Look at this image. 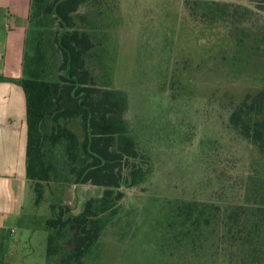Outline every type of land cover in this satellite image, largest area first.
<instances>
[{
	"label": "rangeland",
	"instance_id": "obj_1",
	"mask_svg": "<svg viewBox=\"0 0 264 264\" xmlns=\"http://www.w3.org/2000/svg\"><path fill=\"white\" fill-rule=\"evenodd\" d=\"M215 1L250 13L238 15L242 23L210 24L190 14L187 0H99L90 11L81 8L79 15L89 14L84 29L102 43V55L88 59L89 69L100 87L110 85L127 97L131 134L153 165L144 183L122 188L115 209L101 215V238L82 264H240L234 250L218 245L214 228L197 250L187 242L169 245L166 234L169 203L195 201L225 210L257 203L264 187V155L229 125L232 104L264 87V0ZM34 29L30 25L27 34L26 73L36 59ZM56 30L48 25L46 47ZM48 55L56 70L60 57ZM73 129L82 133L77 123ZM103 192L51 179L39 199L31 184L23 222L33 217L34 227L21 228L14 238L24 244L11 262L54 264L62 254H47L52 206L68 205L78 214Z\"/></svg>",
	"mask_w": 264,
	"mask_h": 264
},
{
	"label": "trees",
	"instance_id": "obj_2",
	"mask_svg": "<svg viewBox=\"0 0 264 264\" xmlns=\"http://www.w3.org/2000/svg\"><path fill=\"white\" fill-rule=\"evenodd\" d=\"M95 3L100 2L33 0L30 22L39 37L36 59L28 77L17 81L27 101L26 175L39 199L42 184L51 179L104 189L101 198L88 200L78 214L68 205L52 206L56 214L46 222L52 231L47 254L50 259L59 251L62 254L54 264H82L101 238V215L114 210L123 198L120 190L141 185L153 173L150 155L131 134L127 97L110 85L100 87L89 69L88 59L95 53L102 55V43L94 31L84 29L89 14L79 12L82 7L90 11ZM187 7L193 17L201 15L210 24L242 23L244 18L237 20L238 15L250 13L247 7L215 0H187ZM48 25L57 29L49 48L45 45ZM260 42L264 47V31ZM47 55L60 57L56 70L50 68ZM76 123L81 134L73 129ZM229 125L264 155V87L232 104ZM257 197L255 204L225 210L195 201L169 203L167 242L174 246L187 242L197 250L210 240L206 233L214 228L218 245L235 251L233 259L240 264H264V187ZM58 240L63 244L55 246ZM0 264L7 263L0 258Z\"/></svg>",
	"mask_w": 264,
	"mask_h": 264
},
{
	"label": "crops",
	"instance_id": "obj_3",
	"mask_svg": "<svg viewBox=\"0 0 264 264\" xmlns=\"http://www.w3.org/2000/svg\"><path fill=\"white\" fill-rule=\"evenodd\" d=\"M33 0H0V258L7 264L23 248L21 228L31 183L26 175L28 140L27 101L17 83L28 77L24 70L27 34ZM10 262L8 261V259ZM11 258V259H10Z\"/></svg>",
	"mask_w": 264,
	"mask_h": 264
},
{
	"label": "built area",
	"instance_id": "obj_4",
	"mask_svg": "<svg viewBox=\"0 0 264 264\" xmlns=\"http://www.w3.org/2000/svg\"><path fill=\"white\" fill-rule=\"evenodd\" d=\"M2 231V225H1V223H0V232Z\"/></svg>",
	"mask_w": 264,
	"mask_h": 264
}]
</instances>
